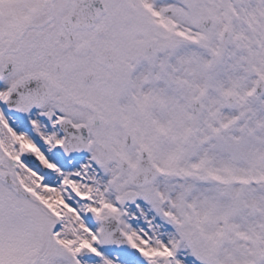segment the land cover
I'll use <instances>...</instances> for the list:
<instances>
[{
    "label": "snow or ice",
    "instance_id": "1",
    "mask_svg": "<svg viewBox=\"0 0 264 264\" xmlns=\"http://www.w3.org/2000/svg\"><path fill=\"white\" fill-rule=\"evenodd\" d=\"M0 264H264V0H0Z\"/></svg>",
    "mask_w": 264,
    "mask_h": 264
}]
</instances>
